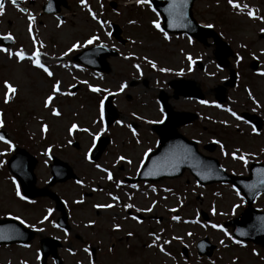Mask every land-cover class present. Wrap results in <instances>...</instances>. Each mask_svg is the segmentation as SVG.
<instances>
[{"label":"rangeland","instance_id":"obj_1","mask_svg":"<svg viewBox=\"0 0 264 264\" xmlns=\"http://www.w3.org/2000/svg\"><path fill=\"white\" fill-rule=\"evenodd\" d=\"M89 1L96 18L90 19L92 12L76 0H68L72 6L64 9L62 23L51 16L40 19L37 8V13L30 12L31 19L19 13L12 0H7L0 14V37L10 36L13 41L7 47L0 45L5 50L0 51V130L8 134L7 143L0 141V217L12 216L37 232L29 245L0 247V264H41L39 241L46 237L61 240L59 255L64 264H264L263 244H243L231 237L232 228H222L246 206L231 187H200L188 173L143 188L141 193L129 194L118 186L124 175L134 176L147 153L157 147L150 125L165 116L158 102L162 89L175 111L201 114L199 121L181 131L198 143L201 152L217 158L227 172L243 174L249 161L264 160V132L255 136L240 118L248 111L260 113L264 119V0H233L238 8L229 0H198L194 5L196 20L214 28L236 55L230 58V67L237 70L238 81L228 88L222 105L216 101V89L229 71L224 73L218 67L214 45L156 32L154 22L161 24V19L151 14L145 0L138 6L130 0ZM112 2L116 7L111 9ZM110 22L121 26L127 45L110 37ZM90 44H103L120 53L109 60V73L95 74L70 60V51ZM35 46L43 50L29 59ZM17 52L25 59L19 60L14 55ZM57 55L66 59L57 63L48 58ZM37 58L42 66L41 62L46 63L51 76L44 66H35ZM254 64L258 65L256 72ZM182 77L195 83L204 101L185 99L170 88L172 81ZM132 79L140 83L132 87ZM5 82L15 91H9ZM57 82L58 91L54 92ZM74 87L78 90L72 92ZM107 96L115 97L120 117L112 131L105 129L101 118L102 100ZM133 118L141 126L138 132L127 131ZM110 131L113 139L102 159L88 161L95 139ZM138 133L145 140L136 142ZM12 144L26 147L37 157L39 187L50 177L51 155L66 161L81 178L80 183L68 181L53 188L66 204L70 232L54 228L57 214L49 200L27 205L17 195L18 187L7 169ZM206 145H212L210 152L203 150ZM127 159L129 166L123 164ZM121 166L123 172H119ZM256 207L264 210V197ZM49 213L50 220H46ZM138 213L147 215V220L141 221ZM205 237L217 247L211 259L200 258L195 252L197 241ZM90 247L97 249L95 261ZM182 247L189 250L188 258L182 257Z\"/></svg>","mask_w":264,"mask_h":264},{"label":"water","instance_id":"obj_2","mask_svg":"<svg viewBox=\"0 0 264 264\" xmlns=\"http://www.w3.org/2000/svg\"><path fill=\"white\" fill-rule=\"evenodd\" d=\"M194 1L195 0H184L182 5L179 4V0L175 1L176 7L181 12V20L184 21L186 25H189L188 18H191L190 24L192 27V35L195 36L199 41L205 42L208 36L215 37V43L218 47L216 51L217 57L220 60V63L224 64V61L226 62L227 57L230 56L231 51L213 31H211L210 29L201 28L192 19L191 9ZM155 5L157 6L156 3ZM185 30L186 31L183 32L190 33L188 29ZM119 34L120 29L118 28V26H115L114 35L118 36ZM109 56L110 55L108 53H102L99 61L94 59L93 57L88 58L91 60V66L95 67V64L99 62L100 69L108 70L106 58H108ZM82 60H85V56H82ZM178 88H180V92L185 95L202 97L199 91L192 90L188 85L180 86ZM112 99L113 98L110 97L106 102V116L108 124H112L118 118V114L112 104ZM166 108L169 114V120L163 127L156 129L161 139L159 150L151 157L149 163L142 173V178L151 180H157L165 176L174 178L180 176L185 168H189L191 172L196 176L198 182H200L201 184H208L213 182L224 183L229 181L233 183L237 182V178L228 177L226 174H224V172L221 171L217 161L204 158L200 154H198L197 145L188 142L177 132L178 127L192 122L195 117L189 116L187 114L176 113L170 106H167ZM106 144L107 139H102L98 148L94 152V160L100 157L101 153L106 147ZM21 153L22 152H19L18 154L21 155ZM16 159H18V156L14 157L11 160V167ZM28 164V168H26V166L21 167L25 172L26 179V181L20 179V181L22 182L24 194L31 198L50 195L51 197L58 200L56 195L50 194L46 190H38L34 187L33 169L35 162L33 160L31 164V161L29 160ZM55 167L58 169L57 171L59 172L61 178L60 181H66L71 178H76L68 164L59 160H55ZM17 170L20 171V169ZM258 171L259 170L256 168L252 169V178H250V180L256 179ZM259 192L260 190H255L246 195L249 203V209L246 210L239 219L234 221L236 230L241 229L240 231L236 232V236L241 239L252 240L255 243L264 241V233L260 238H255L258 235V231H261V228L264 229V226L256 224L257 220L254 216L256 212H253V209L251 208V204L253 203L255 196ZM52 243L57 244L56 242L51 240L45 241L43 244H51L52 248H54ZM206 245H209V251ZM214 248L215 247L210 245L208 239H205L200 243L199 251L202 255L207 254L208 256H211ZM184 252L186 253L187 250L185 249ZM54 256H56V253H54Z\"/></svg>","mask_w":264,"mask_h":264},{"label":"snow or ice","instance_id":"obj_3","mask_svg":"<svg viewBox=\"0 0 264 264\" xmlns=\"http://www.w3.org/2000/svg\"><path fill=\"white\" fill-rule=\"evenodd\" d=\"M12 2H13V4H15L16 3V0H12ZM137 2L139 3V2H141V0H137ZM183 2H184V0H179V4H183ZM229 3L232 5V7H234V8H238L239 7V5L238 4H236V3H233V0H229ZM173 6H176L175 4H173ZM3 13V5L2 4H0V14H2ZM248 15L250 16V17H252L253 16V13L252 12H249L248 13ZM157 27H159V25H156ZM7 39H11V37L9 36V37H7ZM165 39H167V36H165ZM88 43H91V40H89L88 41ZM0 51H5L4 49H0ZM10 55H12L11 53H10ZM14 55L15 56H17V58L19 59V60H23V59H25V56L23 55V53L22 52H17V53H14ZM39 56V53H34L33 54V57H28L29 59H34V58H36V57H38ZM35 66L37 67V68H40V67H43L40 63H39V60H38V58L37 59H35ZM43 70L49 75V76H51L52 75V73L51 72H49L48 71V69L46 68V67H44L43 68ZM161 71H163V69H161ZM5 87L9 90V91H11V92H14L15 91V89H13V88H11L8 84H7V82H5ZM58 87H59V82H57V84L56 85H54L53 86V91L55 92V91H58ZM92 91H97V89H95V88H93V89H91ZM52 99V97L51 96H49L48 97V100L50 101ZM45 106H47V101H46V103H45ZM53 114L54 115H59V113L58 112H53ZM101 118H103V108L101 107ZM76 126L75 125H73V128H75ZM0 139H3L2 137H0ZM5 143H7V141H5ZM111 177L109 176V179H110ZM17 195H19V191H17ZM237 195H239V193H237ZM22 199H23V197H21ZM113 199H116L115 197H113ZM98 207H101V206H98ZM102 207H111V205H104V206H102ZM133 219H135V217H133ZM21 223H23V221H21ZM214 227H215V225H214ZM226 235H227V233H226ZM85 251H87V249H85ZM161 251H163V249H161Z\"/></svg>","mask_w":264,"mask_h":264},{"label":"flooded vegetation","instance_id":"obj_4","mask_svg":"<svg viewBox=\"0 0 264 264\" xmlns=\"http://www.w3.org/2000/svg\"><path fill=\"white\" fill-rule=\"evenodd\" d=\"M263 122H264V119H263ZM141 123V122H140ZM135 128H137V130H140V124L137 123V126H134ZM263 127H264V123H263Z\"/></svg>","mask_w":264,"mask_h":264}]
</instances>
